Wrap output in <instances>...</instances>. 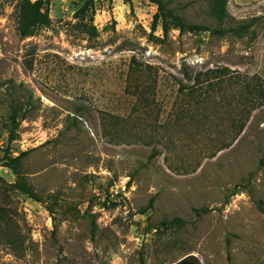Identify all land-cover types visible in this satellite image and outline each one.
<instances>
[{
	"label": "rangeland",
	"instance_id": "obj_1",
	"mask_svg": "<svg viewBox=\"0 0 264 264\" xmlns=\"http://www.w3.org/2000/svg\"><path fill=\"white\" fill-rule=\"evenodd\" d=\"M19 2L0 0V264H264V0L223 20L166 0L242 34H165L149 0H51L28 36ZM22 153L40 201L10 187Z\"/></svg>",
	"mask_w": 264,
	"mask_h": 264
},
{
	"label": "trees",
	"instance_id": "obj_2",
	"mask_svg": "<svg viewBox=\"0 0 264 264\" xmlns=\"http://www.w3.org/2000/svg\"><path fill=\"white\" fill-rule=\"evenodd\" d=\"M50 1L51 0H20L18 4V18H19L21 32L24 36L31 35L37 27H47L51 24L52 20L50 18V10H49ZM149 1L156 4L158 7V11L154 16V25L156 26L159 23V21H162L163 30L165 34H168L171 26H175L182 32L189 31L192 33H199L202 31H212L219 34H226L229 32L242 34L248 32L250 28L254 25V22H248L234 29L212 30L209 26L206 25L187 23L183 19V17L176 14L173 8L168 7L166 0H149ZM227 4H228V0H210L211 16L218 18L219 20H223L224 18H226L229 13ZM87 8L89 9L90 7L88 6L85 9ZM135 64H137L140 67L143 65L141 62H138L137 60H133V65ZM147 67L151 68V66H147ZM225 71L227 70H222L221 73H224ZM219 74L220 72L217 70H208L207 72L202 74L205 77L203 81L210 82L212 79H217L219 78ZM195 82L196 83L201 82V74L195 79ZM261 96L264 98L263 91ZM22 108L23 106L20 103H16L11 107L12 111L9 116L8 124L5 129L9 135L8 138L9 142L16 139L20 124L25 119L24 116H22L20 113ZM244 127H245V123L243 122L240 125L238 134H240L244 130ZM24 155L25 153H22L16 157H13L11 154H7L6 156L8 159L6 165L14 171L17 177L16 182L10 184V187L14 190H18L40 201L41 199L37 195L35 188L27 180L26 176L21 170L20 162L23 159ZM2 182H4V179L0 175V183ZM1 209L2 208H0V210ZM172 264H201V262L198 260L196 256L189 255Z\"/></svg>",
	"mask_w": 264,
	"mask_h": 264
},
{
	"label": "built area",
	"instance_id": "obj_3",
	"mask_svg": "<svg viewBox=\"0 0 264 264\" xmlns=\"http://www.w3.org/2000/svg\"><path fill=\"white\" fill-rule=\"evenodd\" d=\"M151 53H152V52H150V51H149L147 54L150 56V55H151Z\"/></svg>",
	"mask_w": 264,
	"mask_h": 264
}]
</instances>
